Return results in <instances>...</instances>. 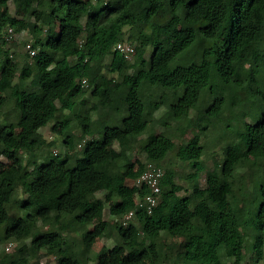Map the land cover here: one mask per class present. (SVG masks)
Segmentation results:
<instances>
[{
  "label": "trees",
  "instance_id": "1",
  "mask_svg": "<svg viewBox=\"0 0 264 264\" xmlns=\"http://www.w3.org/2000/svg\"><path fill=\"white\" fill-rule=\"evenodd\" d=\"M9 28L30 33L35 58L16 59ZM119 41L150 55L127 59ZM9 102L15 119L1 120ZM225 111L236 139L208 168L202 135ZM46 125L62 131V151L52 152ZM191 126L197 132L176 144ZM131 151L161 167L174 152L192 168L189 192L167 165L157 204L136 205L134 194L148 190L127 184L145 162ZM106 203L109 217L94 222ZM248 229L261 248L264 0H0V261L240 264ZM95 238L113 244L94 250ZM10 240L17 247L3 252Z\"/></svg>",
  "mask_w": 264,
  "mask_h": 264
},
{
  "label": "rangeland",
  "instance_id": "2",
  "mask_svg": "<svg viewBox=\"0 0 264 264\" xmlns=\"http://www.w3.org/2000/svg\"><path fill=\"white\" fill-rule=\"evenodd\" d=\"M9 9H10L11 13L13 15H16L17 17L27 18V16H28L27 13L22 8L15 6L12 1L9 2ZM126 31H127V28L125 27V32ZM13 37H14L13 38L14 40L13 41L9 40L7 47L9 46L10 50L13 51V53H14L13 55L16 57V59L21 60L22 56L25 55V53H26L25 48H24V45H25L24 43L28 39L32 40V38L30 36V33L26 30L22 31L20 33H15ZM131 44L135 47V53H134L133 58H135L139 55H144L145 57H148L150 55V52H151L150 48H148L146 50H142V49L138 48V46H136V44L134 42H131ZM27 59L29 61L32 60V58H30L29 56L27 57ZM22 86L27 88L28 83L24 81L22 83ZM87 97H89V96H86L84 99L81 100V106L82 107L87 106V104L89 102ZM206 101H207V99H206ZM206 108H207V106L203 107L201 109V118L202 119L205 115L204 113H205ZM237 111H239V110H237ZM162 112H163V109L158 111L157 114H160ZM1 113H2L1 120L5 119V118L8 120L15 119V113H14V110L12 108L11 102L5 104L2 107ZM67 114H68L67 111H64L62 113L63 116L67 115ZM194 115L195 114L192 113L190 116L194 117ZM223 115H224V117L220 122H218L215 126H212V125L209 126L204 131V133L202 135V144H203V149H204V155H203L202 159L208 168L212 167L213 161L221 160L222 148L229 141L236 139V136L234 133V128H232V127L230 128L229 126L226 125V123H228L227 120H228L229 112L225 111ZM183 123H185V122H183ZM232 124L236 125L238 123H236V121H233ZM234 127H236V126H234ZM41 131H42L43 135L48 140H55V145L52 147V152H60L64 149V146L61 143L62 131L60 129H57L56 131H51L50 125H46V126H43L41 128ZM155 131L157 133H160V132H162V128H156ZM196 132H197V128L194 126H191L190 128L187 129V131L185 132V134L183 136H181V137L172 136V138L174 139L176 144H178L182 141H188ZM75 149H78V146L70 147V148H68V151H72ZM129 156L132 159H139V160H141V162L145 161L144 155L142 153L137 152V151L129 152ZM161 165H162V167H165L167 165H170L173 167V169L176 172L175 180L177 183H179L183 187V190H181L180 193L186 194L187 192H189L190 182L186 178V175L188 173L192 172V168L186 162H183L182 160H180L175 155L174 152H170L167 154V156L165 157V159L163 160ZM134 182H135V180H127L128 185H134ZM199 183L202 186L205 184V172L204 171L201 172V174H200ZM229 188H230V186L228 185L227 189H229ZM16 196H18V197L21 196V190L20 189H18ZM95 196L96 197H102L103 192L98 191L95 193ZM108 205H109V203H106L105 207L101 211L98 212V214L94 218V222L102 220V219H107L109 217ZM132 219H133V217L130 218L124 224V226H126L128 224V222H130ZM121 221H123V217L121 218ZM252 241H253L252 231H251V229H248L247 234H246V239H245V247L243 250L244 259L240 264H254V263L264 264V243L261 246V248L252 249L251 248ZM27 242H28V239L26 240V242H23L22 245L27 244ZM112 244H113V240H111V239L95 238L93 241L92 247L94 250H98L103 245L111 246ZM258 249H261V255L259 256V258L255 262ZM222 258L226 263L229 261L224 255L222 256ZM49 259L52 262L54 261L53 256L49 257ZM45 260L46 259L43 258L41 261H45Z\"/></svg>",
  "mask_w": 264,
  "mask_h": 264
},
{
  "label": "built area",
  "instance_id": "3",
  "mask_svg": "<svg viewBox=\"0 0 264 264\" xmlns=\"http://www.w3.org/2000/svg\"><path fill=\"white\" fill-rule=\"evenodd\" d=\"M14 32L12 28L8 29V34L6 39L10 40L13 38ZM25 52L30 58H35L38 54V49L33 46L32 42L28 39L24 43ZM116 49H118L127 59H132L135 53V48L129 41H119L116 44ZM82 83L86 85V80L82 79ZM144 167L140 175L135 179L134 186L138 188L146 187L147 192L140 197L139 193H135L134 201L138 206L146 205L148 211L157 204L160 196V181L163 176L164 170L160 165H157L150 161H145ZM134 215L133 210L127 212L123 216L122 225H124L130 218ZM17 246L15 241H7L2 244L1 248L3 252L13 251ZM0 264H10L8 262L0 261Z\"/></svg>",
  "mask_w": 264,
  "mask_h": 264
}]
</instances>
